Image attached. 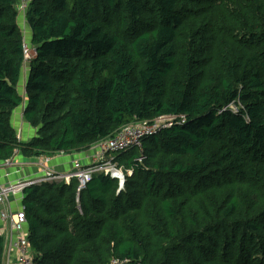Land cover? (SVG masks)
I'll list each match as a JSON object with an SVG mask.
<instances>
[{
  "label": "trees",
  "instance_id": "trees-1",
  "mask_svg": "<svg viewBox=\"0 0 264 264\" xmlns=\"http://www.w3.org/2000/svg\"><path fill=\"white\" fill-rule=\"evenodd\" d=\"M21 2L0 0V164L186 118L114 156L122 190L105 174L27 188L35 263L264 264V0H32L28 63Z\"/></svg>",
  "mask_w": 264,
  "mask_h": 264
},
{
  "label": "built area",
  "instance_id": "built-area-1",
  "mask_svg": "<svg viewBox=\"0 0 264 264\" xmlns=\"http://www.w3.org/2000/svg\"><path fill=\"white\" fill-rule=\"evenodd\" d=\"M32 0H22L18 7L21 15H25L28 5ZM25 60L28 63L34 56V51L25 43ZM234 112H239V107H231ZM186 118L182 116H162L153 121L139 122L123 127L115 137L103 140L94 147L96 154L89 166H84L79 160L73 162V168L69 172L60 173L47 168L46 164L51 157L39 159V166L43 169V175L31 180H20L9 185H0V235L4 238L3 264H36L35 252L29 242L27 229L26 206L24 205V191L27 188L42 184L65 183L70 185L72 181L78 182V193L86 189L87 185L96 174H105L119 181L124 186L126 175L132 171H124L114 162V156L131 149H143V140L157 135L163 130L176 124H183ZM13 160L0 164L1 168L12 166ZM6 176H9L8 174ZM11 199L18 203L15 209ZM111 264H130L129 261L113 260Z\"/></svg>",
  "mask_w": 264,
  "mask_h": 264
},
{
  "label": "crops",
  "instance_id": "crops-1",
  "mask_svg": "<svg viewBox=\"0 0 264 264\" xmlns=\"http://www.w3.org/2000/svg\"><path fill=\"white\" fill-rule=\"evenodd\" d=\"M19 25L24 34L25 41H29V43H31L30 38L32 36V32L26 23L25 15H19ZM29 73V66L25 65L21 84L19 86V91L24 97H26L25 86ZM24 108L25 105L15 111L12 118V124L18 133L19 139L22 142H28L36 136L37 132L24 121ZM94 147L87 152L56 154L55 156L51 157L50 161L46 164V167L54 170L55 172L65 173L72 170L74 161L79 160L84 166H89L93 162V158L96 154ZM39 159L40 158L25 159L21 154L16 155L12 159L14 163L12 166L5 169L0 167V185H9L10 183L20 180L39 178L43 175V169L39 166ZM7 174L9 176H6ZM11 202L15 209H18V203L14 199H11Z\"/></svg>",
  "mask_w": 264,
  "mask_h": 264
},
{
  "label": "water",
  "instance_id": "water-1",
  "mask_svg": "<svg viewBox=\"0 0 264 264\" xmlns=\"http://www.w3.org/2000/svg\"><path fill=\"white\" fill-rule=\"evenodd\" d=\"M124 186H120V189L122 190Z\"/></svg>",
  "mask_w": 264,
  "mask_h": 264
},
{
  "label": "rangeland",
  "instance_id": "rangeland-1",
  "mask_svg": "<svg viewBox=\"0 0 264 264\" xmlns=\"http://www.w3.org/2000/svg\"><path fill=\"white\" fill-rule=\"evenodd\" d=\"M29 44V41H27V45ZM96 151V149H94Z\"/></svg>",
  "mask_w": 264,
  "mask_h": 264
}]
</instances>
